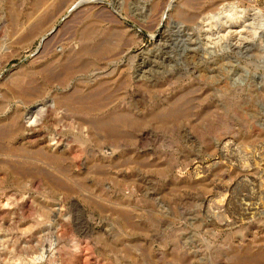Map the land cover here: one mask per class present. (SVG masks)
Here are the masks:
<instances>
[{
  "label": "rangeland",
  "instance_id": "1",
  "mask_svg": "<svg viewBox=\"0 0 264 264\" xmlns=\"http://www.w3.org/2000/svg\"><path fill=\"white\" fill-rule=\"evenodd\" d=\"M37 2L0 0V264H224L242 237L264 264V0H67L23 39ZM88 14L100 57L74 54ZM253 153L255 226L222 231Z\"/></svg>",
  "mask_w": 264,
  "mask_h": 264
},
{
  "label": "bare ground",
  "instance_id": "2",
  "mask_svg": "<svg viewBox=\"0 0 264 264\" xmlns=\"http://www.w3.org/2000/svg\"><path fill=\"white\" fill-rule=\"evenodd\" d=\"M48 1L49 0H38L37 7H35L34 13H36V12L39 13V11L44 9V8H45V10L44 11L42 10L43 12L41 11L39 16H36L34 21L31 22L30 24H28L29 29H28L27 34L24 36L23 39L29 40V39L33 38L35 35L41 34V32H43V28H45L44 27L45 24H47V22L54 19V17H56L57 14L60 15L59 13L61 11H63L65 8V7H61V6H63L65 3H67L66 2L67 0H60V2H61L60 7H55L52 10L51 7H47L49 5H47L46 7H42L43 5H46ZM49 2H51V1H49ZM170 8H172V7H170ZM174 12L178 17H184L185 11L183 10L182 7L176 8ZM38 13L36 15H38ZM32 18L33 17L31 16L30 20ZM85 21L86 22L82 26V29L80 30L78 37L76 39V41L81 44L80 51L78 54H76V53H74V54L78 55V56L81 54H84V55H87L89 57H100L105 53V51L108 50L107 41H105V40L99 41L98 40L97 31L100 28L101 22L98 20V18H96V16H94V14H88ZM69 65L70 64H66L64 66V70H66V71L70 70ZM84 65H85V63H84ZM141 73H142V71H141ZM16 79H17V77H16ZM22 80H23L22 78L17 79L16 85L21 87L20 81H22ZM13 82H15V81H13ZM106 82H108V81H106ZM104 83H103V81H98L96 87H98V86L101 87V86H103ZM99 91H100V89L98 88L97 92L94 93V95L91 94L90 97L87 96V98H85V97L82 98V102H84L86 99L88 101H89V99L93 100L94 97L97 94H99ZM93 104H95V103H93ZM85 105H87V104H85ZM92 108H96V107H92ZM89 109H91V107ZM101 109H103V108H101ZM95 110H97V109H95ZM89 111H91V110H89ZM82 112H85V111H82ZM96 112H98V111H96ZM171 116L173 117V115H171ZM117 119H122V118L118 115H107L104 118H98L95 120L90 119L89 121L94 123V125L99 126L100 128H104V129L112 131L113 130V122ZM3 132H4V130H2L0 133H3ZM228 142L224 140V141H220L216 145V147H218V153L221 156V160H222L221 162H222L223 169L224 168H228V169L230 168L231 169V167H233V165H231V167H230L228 162H230V164L234 163V162H231L232 160L229 161V159H228L229 157H227L229 150H230L229 149L230 144ZM250 148H252V147H250ZM254 151L255 150H253V152ZM248 152L252 153L249 150H248ZM253 154H254V156H251V157L246 156L247 158H245V157H242L244 159L240 158L241 160H243V163L240 162L241 166L238 165V166H240L239 167L240 169H239V171L237 170V172H235V174H239V176H241V178L239 179L240 184L244 183L245 185H247V187H246V188H248V190H246L247 193L244 195H241V198H239L237 200V199H235V192H234L235 190L234 189H231L228 186L227 187L226 186H218L219 189L224 190V191L226 190L227 193H220L219 192V194L217 196L215 195L218 198L212 199V200L209 199L210 200L209 214H211V217H212V218L210 217L212 219V225L214 227L219 228L222 231L230 230V229H234V228H240L243 225L255 226V153H253ZM243 155H245V154H243ZM234 165H236V164L234 163ZM237 184L239 185V183H237ZM231 187L234 188L233 186H231ZM216 188H217V186H216ZM224 191H222V192H224ZM217 193H218V191H217ZM244 242H245V239H244V237H242L240 239V242H239L238 248H237L238 250H240V252H239L240 255L230 257L229 259H227L226 263H224V264H255L256 261L258 262V260L255 259V251H253V249L246 247ZM212 263L213 264H222L220 260L213 261Z\"/></svg>",
  "mask_w": 264,
  "mask_h": 264
},
{
  "label": "built area",
  "instance_id": "3",
  "mask_svg": "<svg viewBox=\"0 0 264 264\" xmlns=\"http://www.w3.org/2000/svg\"><path fill=\"white\" fill-rule=\"evenodd\" d=\"M8 71H9L8 64L2 59H0V97L2 96V90H3L1 87V83Z\"/></svg>",
  "mask_w": 264,
  "mask_h": 264
}]
</instances>
